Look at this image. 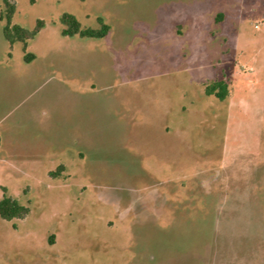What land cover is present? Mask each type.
Returning a JSON list of instances; mask_svg holds the SVG:
<instances>
[{"label":"rangeland","instance_id":"374dc122","mask_svg":"<svg viewBox=\"0 0 264 264\" xmlns=\"http://www.w3.org/2000/svg\"><path fill=\"white\" fill-rule=\"evenodd\" d=\"M8 1L0 264H264V0Z\"/></svg>","mask_w":264,"mask_h":264},{"label":"trees","instance_id":"16d2710c","mask_svg":"<svg viewBox=\"0 0 264 264\" xmlns=\"http://www.w3.org/2000/svg\"><path fill=\"white\" fill-rule=\"evenodd\" d=\"M5 4V18L6 22L3 26L4 37L10 42L15 41L22 42L23 50L26 48L27 38L34 37L42 24L38 21V24L31 30L21 27L17 24L11 23L12 14L14 12V6L9 3L8 0H3ZM100 26L98 28L81 27L79 20L71 13L64 12L60 16V22L65 25L61 29L62 35L74 36L79 35L81 37L88 38H102L106 35L109 29V25L105 23L102 18L98 17ZM24 59L27 61L30 59L28 53L24 54ZM205 92L207 94H213L219 99H224L228 95V85L225 80L217 79L206 85ZM27 207L20 204L15 198L4 193L0 198V216L3 219H12L14 217H20L27 212Z\"/></svg>","mask_w":264,"mask_h":264},{"label":"crops","instance_id":"0c3cea01","mask_svg":"<svg viewBox=\"0 0 264 264\" xmlns=\"http://www.w3.org/2000/svg\"><path fill=\"white\" fill-rule=\"evenodd\" d=\"M6 60H7V62H10L9 66L12 67L13 62H12L9 58H7ZM24 65H25V64H24ZM22 68H24V67H20L19 69H22ZM6 99H7V97H6ZM0 143H1V142H0Z\"/></svg>","mask_w":264,"mask_h":264}]
</instances>
